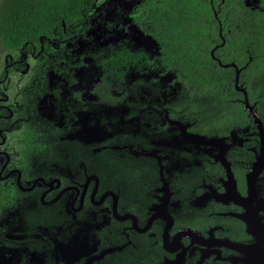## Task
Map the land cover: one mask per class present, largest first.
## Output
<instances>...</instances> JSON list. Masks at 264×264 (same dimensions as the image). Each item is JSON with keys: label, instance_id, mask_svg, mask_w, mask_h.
<instances>
[{"label": "flooded vegetation", "instance_id": "obj_1", "mask_svg": "<svg viewBox=\"0 0 264 264\" xmlns=\"http://www.w3.org/2000/svg\"><path fill=\"white\" fill-rule=\"evenodd\" d=\"M144 1L121 13L93 83L79 42L90 8L14 51L0 45V264H245L249 221L264 225V24L223 31L218 20L211 73L229 68L235 92H190L158 60L186 98L145 106L153 119L134 126L143 102L125 81L155 62L128 28L160 53L140 29ZM52 49L63 58L46 67L39 57Z\"/></svg>", "mask_w": 264, "mask_h": 264}, {"label": "trees", "instance_id": "obj_2", "mask_svg": "<svg viewBox=\"0 0 264 264\" xmlns=\"http://www.w3.org/2000/svg\"><path fill=\"white\" fill-rule=\"evenodd\" d=\"M92 0H0V45L14 51L24 42L62 29L81 19L88 12ZM220 0H145L138 13L140 29L156 39L160 45V60L174 68L177 76L190 92L203 94L217 91L231 93L233 87L229 68L216 65L211 73L209 50L211 39L217 37L218 20L223 31L233 28L235 21H244L245 28L264 24V0L251 9L243 0H224L215 10L212 4ZM253 23V26H250ZM0 181V210L4 188Z\"/></svg>", "mask_w": 264, "mask_h": 264}, {"label": "rangeland", "instance_id": "obj_3", "mask_svg": "<svg viewBox=\"0 0 264 264\" xmlns=\"http://www.w3.org/2000/svg\"><path fill=\"white\" fill-rule=\"evenodd\" d=\"M137 1L138 0H92L90 3H88L87 8H90V12L87 15V22L90 24L91 21H94V25L85 40H83L85 37L79 39L81 50H84L85 52L88 50L92 51V53L89 54L92 58L87 65L88 68L86 70V76L84 75V82L93 83L96 80L97 75L92 71L93 63L97 61L101 55L108 53V51L112 48V41L109 39V37H112L115 34H121L122 29L115 26L122 20L121 13L130 12ZM257 1L258 0H245L244 2L246 5L254 7ZM104 16L116 19H113V21L110 22L108 19H103ZM97 30L100 31L99 34L96 33ZM96 34H98V36H96ZM126 36L132 38L131 42L129 43L132 48L136 50H142L155 62L154 68L153 66L143 65L140 67L143 68V70H139V68L134 69L133 73L130 74V76L126 79V84L124 85L126 87L128 84H133V86H130L127 89V92H130L133 95V99L138 100L140 97L141 101L143 102L141 103L143 112L134 119L132 124L134 126L147 125L149 123L148 117L151 116L153 119L154 112L151 113V109H145V106L151 105L159 109L160 107L158 104H163L164 96L168 99L177 97L178 99L181 98V100H184L186 98V94L184 92H187V90H184V86L179 81L177 82V80H175L173 82L175 78L173 74L163 72V68L158 61L160 60V53L158 50V44L155 40L139 32L136 27L134 29L128 28V33ZM120 38L121 37H119V39ZM46 48L47 46H45V49ZM49 52L55 56L46 57L45 54H41L39 59H41L46 64V67L53 64L60 66L63 58L61 54H58L55 49H52V51ZM3 59L4 54L0 53V64L3 62ZM20 68L24 69V66L21 65ZM141 95L144 99H142ZM106 139L107 138H103V140ZM59 153V155L65 154L64 151H60ZM21 209L22 208H19L18 210ZM27 212L28 211H26L24 215ZM17 214L18 215L16 217L17 219L19 218V224L23 218L21 217V212L20 217L18 211Z\"/></svg>", "mask_w": 264, "mask_h": 264}, {"label": "water", "instance_id": "obj_4", "mask_svg": "<svg viewBox=\"0 0 264 264\" xmlns=\"http://www.w3.org/2000/svg\"><path fill=\"white\" fill-rule=\"evenodd\" d=\"M252 232L256 235V241L250 245L243 246L245 264H264V225L255 226L249 221Z\"/></svg>", "mask_w": 264, "mask_h": 264}]
</instances>
